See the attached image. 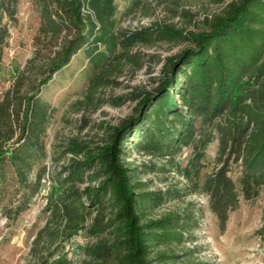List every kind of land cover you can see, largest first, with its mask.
<instances>
[{"label": "trees", "instance_id": "obj_1", "mask_svg": "<svg viewBox=\"0 0 264 264\" xmlns=\"http://www.w3.org/2000/svg\"><path fill=\"white\" fill-rule=\"evenodd\" d=\"M217 1L224 7L199 30L173 22L120 30L116 0H33L40 17L34 53L0 99V212L17 220L50 183L46 221L32 241L29 264H74L73 245L84 233L91 241L77 247L81 264H178L193 253L177 249L197 241L196 207L162 211L186 193L151 189L142 175L157 171L155 165L129 160L136 152L175 155L194 141L200 120L213 124L220 138L221 166L207 176L204 189L221 230L242 197H260L264 0ZM17 3L0 0V60L9 34L3 20L14 18ZM172 12L180 15L177 8ZM161 42L186 46L165 58L152 90L131 97L134 113L106 125L101 143L72 139L63 151L71 157L62 161V153L55 154L51 165L47 135L56 108L43 88L83 52L93 68L86 92L92 102L127 66L144 67L135 48ZM232 161L242 166L240 186L229 174Z\"/></svg>", "mask_w": 264, "mask_h": 264}, {"label": "rangeland", "instance_id": "obj_2", "mask_svg": "<svg viewBox=\"0 0 264 264\" xmlns=\"http://www.w3.org/2000/svg\"><path fill=\"white\" fill-rule=\"evenodd\" d=\"M116 4L120 30L154 22L180 23L192 30H199L205 25L207 16L221 11L225 5L217 0H116ZM173 8H177L180 15L172 12ZM16 9L14 18L5 15L3 20L9 34L0 60V99L12 85L16 72L32 57L34 37L40 26L39 13L33 0H18ZM183 11H187L188 16ZM185 46L161 42L152 47L135 48L133 52L139 51L144 57V67L135 69L132 65L127 66L114 78L116 82L101 86L95 92L92 102L86 98V92L93 68L85 53L77 54L42 90L44 99L56 108L47 135L49 163L52 165L55 154L62 153V161L71 157V154L65 157L63 151L72 139L101 143L108 132L106 125L116 126L131 116L137 102L131 97L138 92L152 90L157 85L156 79L161 75L165 58L177 54ZM115 101L124 103L118 105ZM220 153V138L215 126L200 120L194 141L183 145L175 155L160 159L136 152L129 161L155 165L157 171L147 169L149 173L142 175L144 180L150 181L151 189L169 187L186 193L184 197L167 204L162 211L191 204L197 209V241L188 242L177 249V253L182 255L188 250L194 252L178 264H264V234L260 232L264 225V190L256 200L241 198L224 231L210 208L204 183L207 176L221 166ZM229 169V174L240 186L241 164L232 161ZM49 191L50 183L46 182L30 209L17 220H10L0 212V264H29L32 241L46 221L44 207ZM89 241L91 239L84 233L74 243V264H81L83 258V253L77 247Z\"/></svg>", "mask_w": 264, "mask_h": 264}]
</instances>
